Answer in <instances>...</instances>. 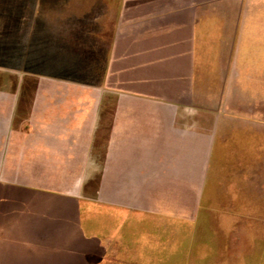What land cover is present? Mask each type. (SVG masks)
I'll list each match as a JSON object with an SVG mask.
<instances>
[{
  "label": "crops",
  "instance_id": "obj_1",
  "mask_svg": "<svg viewBox=\"0 0 264 264\" xmlns=\"http://www.w3.org/2000/svg\"><path fill=\"white\" fill-rule=\"evenodd\" d=\"M230 4L257 7L264 0ZM197 5V0H0V167H32L28 188L54 190L59 194L54 196L78 205L86 196L79 181L92 177L101 164L109 165L114 174L102 202L129 212L158 211V193L168 177L177 176L166 171L175 162L169 146L179 136L192 141L198 115L176 105L141 111L121 105L116 110V100L135 96L118 88L122 83L112 69L132 39L142 61L159 60L165 28L172 29L173 39L180 29L190 31ZM143 85L166 92L158 81ZM100 133L101 140L96 137ZM155 152L158 158L149 159ZM240 167L238 191L251 198L264 224V156ZM149 183L157 190L143 192ZM140 186L142 191L134 190ZM61 203L71 210L69 202ZM183 206L175 212H183ZM49 229L52 236L54 225ZM74 229L76 241H0V257L8 264L166 261L142 252L148 241H126L121 253L124 241H78V224ZM127 246H134V252Z\"/></svg>",
  "mask_w": 264,
  "mask_h": 264
},
{
  "label": "rangeland",
  "instance_id": "obj_2",
  "mask_svg": "<svg viewBox=\"0 0 264 264\" xmlns=\"http://www.w3.org/2000/svg\"><path fill=\"white\" fill-rule=\"evenodd\" d=\"M197 1L190 31L180 29L174 39L171 28L163 31L159 60L142 61L132 39L112 69L118 88L135 96L116 100V110L178 106L198 115L192 141L179 136L168 145L175 162L166 171L177 176L158 193V211L129 212L102 202L114 174L109 165L79 181L86 196L78 205L54 190L28 188L32 167L2 166L0 177L9 181L0 182V241H76L78 224V241H124L121 253L126 241H148L142 252L166 257L163 264H264V224L237 188L241 164L264 156V4ZM147 81H158L166 92L149 91ZM149 184L143 192L157 190ZM182 203L183 212L176 213ZM0 264L8 263L0 257Z\"/></svg>",
  "mask_w": 264,
  "mask_h": 264
}]
</instances>
